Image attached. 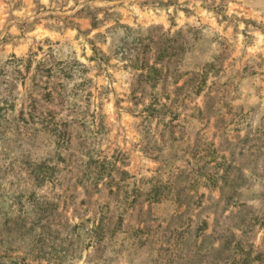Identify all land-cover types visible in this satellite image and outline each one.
Wrapping results in <instances>:
<instances>
[{"label": "rangeland", "instance_id": "1", "mask_svg": "<svg viewBox=\"0 0 264 264\" xmlns=\"http://www.w3.org/2000/svg\"><path fill=\"white\" fill-rule=\"evenodd\" d=\"M0 264H264V0H0Z\"/></svg>", "mask_w": 264, "mask_h": 264}]
</instances>
